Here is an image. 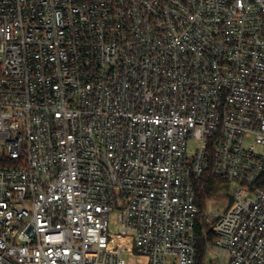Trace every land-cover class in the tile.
Listing matches in <instances>:
<instances>
[{
    "label": "built area",
    "instance_id": "2783aa9c",
    "mask_svg": "<svg viewBox=\"0 0 264 264\" xmlns=\"http://www.w3.org/2000/svg\"><path fill=\"white\" fill-rule=\"evenodd\" d=\"M197 217L264 264V0H0V264H197Z\"/></svg>",
    "mask_w": 264,
    "mask_h": 264
},
{
    "label": "rangeland",
    "instance_id": "374dc122",
    "mask_svg": "<svg viewBox=\"0 0 264 264\" xmlns=\"http://www.w3.org/2000/svg\"><path fill=\"white\" fill-rule=\"evenodd\" d=\"M197 146L196 142L189 143V149L193 151ZM234 189V186H229L228 189L220 188L215 194H213L209 199H207L206 210L209 213L215 214L220 213L225 210L228 206L230 200L228 194L230 195ZM106 223L109 229V237L112 240L110 247L122 246L124 245L127 248L133 247V242L130 236L122 235L118 230L117 223V213L113 212L109 214L106 218ZM208 224L207 222H205ZM123 259L126 264H148V258L144 254L125 251L122 254ZM216 254H211L209 256V261H215Z\"/></svg>",
    "mask_w": 264,
    "mask_h": 264
},
{
    "label": "trees",
    "instance_id": "16d2710c",
    "mask_svg": "<svg viewBox=\"0 0 264 264\" xmlns=\"http://www.w3.org/2000/svg\"><path fill=\"white\" fill-rule=\"evenodd\" d=\"M220 188L228 189L229 184L223 178L204 176L197 183V203L201 208H204L213 194ZM229 196V195H228ZM230 198V197H229ZM211 225L206 224L203 217L196 218L195 234L197 236V264H201L204 252L208 243L212 242ZM206 233V237L204 236Z\"/></svg>",
    "mask_w": 264,
    "mask_h": 264
}]
</instances>
